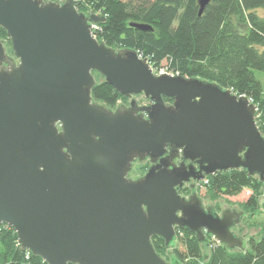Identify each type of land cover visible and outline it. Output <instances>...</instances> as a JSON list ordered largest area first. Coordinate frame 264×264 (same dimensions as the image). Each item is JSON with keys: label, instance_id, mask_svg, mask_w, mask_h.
Segmentation results:
<instances>
[{"label": "water", "instance_id": "water-1", "mask_svg": "<svg viewBox=\"0 0 264 264\" xmlns=\"http://www.w3.org/2000/svg\"><path fill=\"white\" fill-rule=\"evenodd\" d=\"M78 1L0 0L13 55L0 40V225L46 264H182L166 262L151 239L173 246L183 229L198 243L205 232L244 250L231 232L242 212L203 210L178 189L238 169L264 181L256 105L213 82L156 75L137 51L106 47L92 32L104 18L78 12ZM208 1L199 0V15ZM93 73L149 104L131 99L112 111L94 102ZM146 158L147 172L129 179Z\"/></svg>", "mask_w": 264, "mask_h": 264}, {"label": "trees", "instance_id": "trees-1", "mask_svg": "<svg viewBox=\"0 0 264 264\" xmlns=\"http://www.w3.org/2000/svg\"><path fill=\"white\" fill-rule=\"evenodd\" d=\"M198 2L79 0L76 9L104 18L92 32L106 47L135 50L148 60L154 71L165 62L169 74L213 82L236 95H245L256 105V124L264 131V85L255 76V72L264 73V0H209L201 15ZM134 25L146 26L150 31L139 30ZM0 40L7 53L12 54L10 41L1 28ZM95 80L91 91L94 102L114 108L119 100L125 99L103 79ZM162 100L165 104L172 103L171 98ZM203 187L212 200L234 197L249 189L251 195L242 207L251 213L258 208V199L264 198V181L242 169L208 176ZM175 240L171 253L182 264H264L261 233L248 237L244 250L237 251L209 238L205 241V253L202 243L186 229L177 230ZM151 243L160 257L171 247L160 238H152ZM0 264L46 263L21 250L13 229L1 224Z\"/></svg>", "mask_w": 264, "mask_h": 264}, {"label": "rangeland", "instance_id": "rangeland-1", "mask_svg": "<svg viewBox=\"0 0 264 264\" xmlns=\"http://www.w3.org/2000/svg\"><path fill=\"white\" fill-rule=\"evenodd\" d=\"M64 0H59L58 2H63ZM8 54V53H7ZM10 57H13L12 54H8ZM156 70V69H155ZM161 72L164 73H168V70L166 68L165 62L162 63V67L160 69H157L156 71L153 70L154 74H160ZM95 79L97 80H102L103 78L101 77H97L96 74H93ZM255 76L257 79L261 80L263 85H264V73L261 72H255ZM131 99H134L138 105H143L145 103L149 102L144 98L143 95H137V96H132ZM130 98H125L123 100H119L117 102L120 103L122 106H128L129 102L131 100ZM146 104V105H148ZM256 117V116H255ZM148 167V163L147 162H135L132 166V170L130 171L128 177L130 179H138L140 177H142V175H144V173H146V169ZM199 199L202 201L203 206H212L213 209L220 214V212L224 211L226 208L227 209H232L233 207L236 208V211L238 212H242V219L240 221V223L237 225V227H235L232 230V233L236 236V237H241L244 241V246L246 247V242L248 240V237L250 236H255L258 234H264V210L262 208V203L264 201L263 197H260L258 199V208L251 213L250 211H244L242 205L245 203V201L247 200V198L251 195V191L249 189H244L239 195L234 196V197H220L218 199L212 200L210 199V197L206 194L204 189H201V191H198V193L196 194ZM238 228L243 229L242 234L240 235L238 233ZM176 246V240H173V246H171L166 254H164V256L162 257L166 262L171 263L172 261V253H171V249ZM202 246L204 248V252H207V248L205 246L204 243H202ZM237 251V250H234ZM170 255H168V254ZM174 258V257H173ZM175 259V258H174Z\"/></svg>", "mask_w": 264, "mask_h": 264}, {"label": "flooded vegetation", "instance_id": "flooded-vegetation-1", "mask_svg": "<svg viewBox=\"0 0 264 264\" xmlns=\"http://www.w3.org/2000/svg\"><path fill=\"white\" fill-rule=\"evenodd\" d=\"M119 106H121V105H119ZM119 106H116V107H114V108H108V109H110V110H112V111H114L115 109H117V107H119ZM183 160H182V158H181V156H179L178 158H176L174 161H173V163L175 164V165H179L181 162H182ZM135 162H147L148 163V167H147V169H146V171L149 169V167L151 166V163H150V161L148 160V158H146V159H144V160H142V161H140V160H135L132 164H131V170H132V166H133V164L135 163ZM184 164L185 165H188L189 164V162L188 161H185L184 162ZM197 167V166H196ZM130 170V171H131ZM130 173V172H129ZM129 173H128V175H129ZM145 174V173H144ZM143 176V175H142ZM208 177V176H207ZM207 177H205V179L204 180H202V181H200V182H197V181H193V180H190L189 182H187V183H184L183 185H182V187L181 188H179L178 189V193H179V195L181 196V197H184V198H188L191 194H197L198 193V191H201V189H204L205 190V192H206V189L203 187V183L204 182H206V178ZM129 178V177H128ZM130 179V178H129ZM133 180V179H132ZM197 196V195H196ZM198 197V196H197ZM198 199H199V197H198ZM200 200V199H199ZM200 202H201V200H200ZM201 207H202V209L203 210H206L209 206H203V204H202V202H201ZM211 209H212V211L214 212V213H216V214H218L214 209H213V207H211ZM221 213V212H220ZM218 215H220V214H218ZM235 227H237V226H235ZM235 227H233V228H231V232H232V230L235 228ZM177 231V230H176ZM175 231V232H176ZM239 231H241V230H239ZM194 235V234H193ZM210 237L204 232V239H205V241L206 240H208Z\"/></svg>", "mask_w": 264, "mask_h": 264}, {"label": "built area", "instance_id": "built-area-1", "mask_svg": "<svg viewBox=\"0 0 264 264\" xmlns=\"http://www.w3.org/2000/svg\"><path fill=\"white\" fill-rule=\"evenodd\" d=\"M96 25L93 26V29H95ZM161 73H164V72H161ZM173 75V74H172ZM28 254V253H27Z\"/></svg>", "mask_w": 264, "mask_h": 264}]
</instances>
